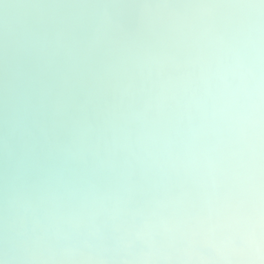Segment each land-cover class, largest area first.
Segmentation results:
<instances>
[{"label": "clouds", "instance_id": "9594fccd", "mask_svg": "<svg viewBox=\"0 0 264 264\" xmlns=\"http://www.w3.org/2000/svg\"><path fill=\"white\" fill-rule=\"evenodd\" d=\"M0 264H264V0H0Z\"/></svg>", "mask_w": 264, "mask_h": 264}]
</instances>
